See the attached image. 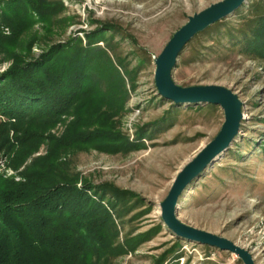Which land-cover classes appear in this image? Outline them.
Listing matches in <instances>:
<instances>
[{"label":"rangeland","instance_id":"rangeland-1","mask_svg":"<svg viewBox=\"0 0 264 264\" xmlns=\"http://www.w3.org/2000/svg\"><path fill=\"white\" fill-rule=\"evenodd\" d=\"M10 1L0 0V81L19 60L38 62L55 46L65 53L82 47L105 94L99 111L86 119L94 124L89 130L108 126L111 140L59 150L56 161L79 188L95 187L89 194L96 201L103 195L111 214V244L99 264H245L231 251L178 236L161 208L179 171L214 139L225 115L219 105L162 97L155 57L189 16L220 0H47L46 14L27 7L32 21L25 28L20 5L10 9ZM261 8L264 0H248L198 33L172 71L178 85H221L244 103L239 134L186 188L176 213L182 222L247 249L255 264H264V57L245 49L244 35L247 19ZM1 121L6 118L0 114ZM77 122L63 115L21 159L18 145L0 151V176L23 181L34 160L51 151V138L61 139Z\"/></svg>","mask_w":264,"mask_h":264},{"label":"trees","instance_id":"trees-1","mask_svg":"<svg viewBox=\"0 0 264 264\" xmlns=\"http://www.w3.org/2000/svg\"><path fill=\"white\" fill-rule=\"evenodd\" d=\"M17 3L22 28L32 21L27 7L41 14L51 8L47 0H11L9 8ZM259 11L246 21L244 43L249 53L264 57V9ZM62 47H53L38 62H15L0 81V114L6 118L0 123V151L18 145L21 159L38 148L46 138L43 130L63 115L78 119L61 139L51 138V151L34 160L22 173L23 181L0 176V264H99L111 244V214L102 204L103 195L96 201L89 194L95 187L79 188L56 162L59 150L106 146L101 142L110 139L108 126L89 130L94 124L86 119L106 101L90 71L87 51L75 47L65 53ZM84 113L86 120L80 122Z\"/></svg>","mask_w":264,"mask_h":264},{"label":"water","instance_id":"water-1","mask_svg":"<svg viewBox=\"0 0 264 264\" xmlns=\"http://www.w3.org/2000/svg\"><path fill=\"white\" fill-rule=\"evenodd\" d=\"M248 0H220L189 16V20L171 37L159 56L155 57V80L159 94L176 104L209 103L224 110L225 121L218 132L178 173L161 203L165 224L178 236L221 250L235 253L245 264H255L252 254L233 241L182 222L177 217L179 199L186 188L229 146L240 132L244 119L243 101L233 90L221 85L181 86L172 78L178 58L187 44L200 32L231 15Z\"/></svg>","mask_w":264,"mask_h":264}]
</instances>
